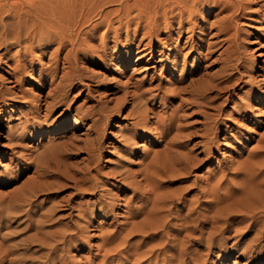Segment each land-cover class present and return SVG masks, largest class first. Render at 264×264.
I'll return each mask as SVG.
<instances>
[{
	"label": "rangeland",
	"instance_id": "obj_1",
	"mask_svg": "<svg viewBox=\"0 0 264 264\" xmlns=\"http://www.w3.org/2000/svg\"><path fill=\"white\" fill-rule=\"evenodd\" d=\"M67 1L59 4L62 11L75 4ZM85 1L86 8L92 6ZM198 1L186 10L168 11L154 29L153 15L135 8L129 19L118 21L111 12L120 6L106 3L103 10L111 11V27L107 23L94 27L101 18L93 13L79 33L65 30L70 39H64V47L56 39L24 42L8 54L0 49V201L8 205L23 190L41 187L44 192L33 209L41 227L50 231L69 223L70 203L97 200L93 192L82 194L64 186L71 180L98 183V193L110 192L113 197L115 205L107 206L111 214L83 223L91 253L75 251L77 260L86 255L93 264H141L127 259L139 258L153 245L169 249L185 236L176 230L187 209L177 219L169 216V225L154 242L131 235L116 258L103 259L111 246L104 245V233L130 230L126 207L140 204L121 186L119 175L139 181L153 152L161 156L170 152L191 157L195 166L187 181L162 184L158 191L191 189L186 198L194 199L200 219L207 214L213 219L205 227L204 239L191 244L184 264H264V208L243 215L225 210L230 201L218 198L232 196L242 187L236 169L264 137V0ZM72 83L78 88L70 89ZM190 83L194 89L212 88L204 98L209 103L204 113L213 119L205 120L202 108L187 102V91L175 97L180 86ZM136 88L146 103L138 113L134 108L140 104L132 97ZM117 107L119 116H105L104 111ZM74 122L80 127L74 128ZM128 132L136 134L130 145L123 140ZM217 181L218 197L197 194ZM256 192L264 197V183ZM13 227L19 241L35 238V227L23 222ZM38 261L34 264H41Z\"/></svg>",
	"mask_w": 264,
	"mask_h": 264
},
{
	"label": "bare ground",
	"instance_id": "obj_2",
	"mask_svg": "<svg viewBox=\"0 0 264 264\" xmlns=\"http://www.w3.org/2000/svg\"><path fill=\"white\" fill-rule=\"evenodd\" d=\"M127 1L129 0H89L92 6L87 4L88 8H86L85 0H75V4L73 3L74 6L71 10L68 8L66 9L70 11V15H68L67 11H62L64 7L61 6L62 8H59V4L61 3L58 0H0V49H4V54H8L13 46H19L24 42L33 44L34 41L46 42L56 39H60V45L64 47L66 42L64 39L67 38L65 36V30L71 32H76V30H78L76 34L79 33L82 27L91 20V15L93 13L96 15L100 13L101 18L95 26L93 25L94 27L106 23L111 27L112 18L109 17L111 11L104 12L103 10V6L106 3H115L120 6L118 9L111 12L119 16L120 19L118 21H121L122 17L125 19L128 18L130 16V11L135 8L139 9L145 16L153 15V17H155L152 21L153 29L160 26L161 18L165 16L168 11H174L176 8L186 10L190 5L195 6L200 4L198 0H133L132 3ZM69 39L70 38L66 40ZM193 82L194 80L191 82L192 85L194 84ZM191 83L187 88L183 85L180 86L179 92H177L175 97L181 98V95L187 91L188 94H190V97L186 99L187 102L202 108V113H204V110H206L209 104L208 100L205 99L209 98L208 91L213 92L211 91L212 88L205 87L194 89L191 87ZM76 88L78 87L72 83L70 89ZM136 90V95L132 97L134 104H140V106H134L135 112L138 113L142 112L146 103L142 101L145 97L144 94L138 93L139 91L137 88ZM216 92L220 94L221 90ZM63 98L67 100V93L63 95ZM203 99L207 104H203L205 103ZM57 102L59 103L61 100ZM182 102L185 103V100H182ZM104 112L105 116L109 118H116L119 116L118 107ZM203 117L205 120L213 119L205 115V113ZM77 127H80V125L74 122V128ZM134 129L136 130V128ZM135 136L136 134L134 135L128 132L123 135V140L127 145H130V141ZM169 153L170 152L161 156L162 154L153 152L152 157L144 166L142 172L143 177L139 181L135 180V177L125 175L124 173L119 175L121 177V186L126 190L132 191L135 195V200H138L140 204L135 207L129 206V204L126 207V219L133 220L132 224L129 220L126 222V225H131L130 230L123 232L107 230L104 233V245H111L110 248L105 249V253L103 254V259H105V261L116 258L120 253V248L128 243V237L131 235H142L144 240L148 239V242H146L148 244L154 242L163 232L164 228L169 225V216L174 215L177 219L178 215L183 212L184 209H187V213L184 215V218L181 219V228L176 230V232H185V236L182 239H175L174 241H178L176 245L169 246V249L167 246L165 248H158V246L153 245L147 251L139 255V258H142L143 261H140L139 258H135V255H133L135 257H131L127 260L129 262L133 260L132 262L135 261L141 264H145L146 261L148 264H157V261L167 259V262L176 261L177 264H184L191 244L200 242V240L204 239L205 227L213 219L209 217L208 214L203 216V219H200L201 213L200 210L196 208L197 206L194 204V199L186 198L191 192L189 191L191 189H188V191H185L187 188L183 190L176 189L169 192L158 191L162 184L187 181L191 169L195 166V162L191 157L178 154L175 156L172 155V157L171 153ZM168 154L172 158H170ZM236 174L238 176L242 175L243 184L241 188L238 187L234 189V193H231L232 196L218 197L217 190L219 181H217L218 183L212 184L208 189H198L196 192L197 194L207 196H209V194L212 196L217 195L220 199L219 202L230 201L224 207L227 211H241L240 213L247 214V212H255L258 208H264V197L259 196L256 192L264 183V137L259 140L258 145L255 147L254 151L249 154L248 158L238 166ZM223 177L224 175L221 176L220 180H223ZM164 178L168 180L163 181ZM68 184L64 186H68V189H73L82 194L84 192H93L97 200L92 204L82 201L70 203L71 205L68 206L71 212L66 215L70 218L69 223L66 225L63 224L64 226L59 224L54 230L48 231L43 229L38 219H36L38 212L33 209V204L38 194L41 191L44 192V189L41 187L36 186L30 188V190H23L21 192V197L16 199L13 198L8 205L0 201V264H26L28 262L34 264L38 260L41 264H93L86 255L81 256V258L77 260L74 252L83 251L86 254L91 253V247L86 241L87 236L84 234L87 227L84 226L83 223H93L97 215L102 213L111 214V212L107 210V206L115 205L112 203L113 197L110 192L98 193L100 187L98 183L88 182L84 180V178L73 179L68 182ZM76 195H78V193H76ZM181 199L182 203L180 202ZM219 202H215V204L217 205ZM203 203V201L200 202V205ZM165 211H168V213ZM40 215L38 217H40ZM143 215L144 217L140 221H135ZM243 215L242 219H245L246 216ZM44 218L43 216V219ZM215 219L217 218H214V220ZM22 222L26 224V226L30 225L35 227L36 233L34 239H29L27 237L29 240L26 239L27 241L25 242L18 240V230L13 226L16 223L22 225ZM190 222H193V225H189ZM118 228L121 227L118 225ZM195 233H199L197 238L195 237ZM211 234L212 232H209L206 237L208 243L210 242ZM118 239L120 242L116 243ZM41 251L42 253L37 257L39 259H37L36 254Z\"/></svg>",
	"mask_w": 264,
	"mask_h": 264
}]
</instances>
